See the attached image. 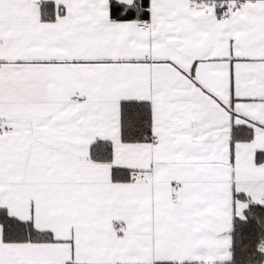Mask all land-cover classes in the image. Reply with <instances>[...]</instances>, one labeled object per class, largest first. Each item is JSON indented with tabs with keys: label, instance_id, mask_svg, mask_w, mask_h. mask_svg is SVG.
Wrapping results in <instances>:
<instances>
[{
	"label": "snow or ice",
	"instance_id": "snow-or-ice-1",
	"mask_svg": "<svg viewBox=\"0 0 264 264\" xmlns=\"http://www.w3.org/2000/svg\"><path fill=\"white\" fill-rule=\"evenodd\" d=\"M0 264H264V0H0Z\"/></svg>",
	"mask_w": 264,
	"mask_h": 264
}]
</instances>
